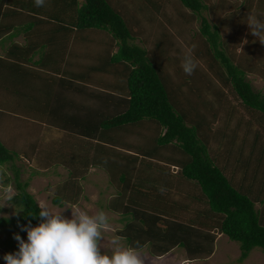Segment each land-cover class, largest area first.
Masks as SVG:
<instances>
[{"label":"rangeland","instance_id":"rangeland-1","mask_svg":"<svg viewBox=\"0 0 264 264\" xmlns=\"http://www.w3.org/2000/svg\"><path fill=\"white\" fill-rule=\"evenodd\" d=\"M114 1L123 15L130 14L132 17L130 18L133 25L129 28L132 39L129 40V43L145 49L167 86L168 83L171 86L180 84L186 88L183 84L186 85V82H189L191 85L187 86L192 91H198L196 93L199 96L197 107L200 109L203 119L205 117L206 121L211 120L210 115L215 113L212 136L210 133L205 152L209 157L217 156L219 158L222 155L224 174L230 178L235 187L240 185L242 191L249 190L250 192L246 194L255 201V198L264 194V155L260 157L257 152L261 141L264 140V127H262L264 119L257 113L247 112L230 87L222 86L218 78L214 77L213 69L215 68L216 75L220 69L218 63L217 66L212 64V60L215 59L211 58L212 52L207 50V44L200 34V19L190 15L189 10L181 8L173 0H159L157 5L159 8L154 11L148 10V8H153L146 4L147 7L144 0ZM200 2L204 6L201 9V14L209 23L217 24L218 48L224 52L223 47H225V52H231L235 61L242 60L240 57L243 52H247L246 56L251 54V60H258L254 72L246 73V79L254 91L264 95V44H260L262 46L260 50L256 49L260 46L257 43L260 42L252 36L246 22L250 14L264 18V0H200ZM242 6L248 7L243 8ZM129 22L128 17L127 23ZM24 35L12 38L11 42L23 44ZM65 40L62 42L60 55L64 60L59 64L60 77H57V73L54 74L55 79L59 80L56 81V86L60 83L62 85L58 87L62 98L59 104L53 101L50 104L63 106L67 111H71L69 107L74 106L73 111L78 115L86 109H99L104 112L106 109L120 108L116 103H120L119 99L123 102L127 97L124 79L115 75V70L111 72L110 66L106 67V72H89L87 70L88 65L99 66V58L106 54L104 56L106 59L110 53L115 51L116 45L110 35L100 30L85 29L77 32L74 36L69 35L68 41ZM245 41L247 42L245 43ZM192 45L196 46L193 56L198 67L189 76L183 72L181 62L184 54ZM160 46L165 47L158 48ZM50 47L46 50H49ZM36 57L37 55L34 58ZM235 61H233L234 64L237 62ZM175 66L178 69L181 68L180 75L175 72ZM76 75L85 77L81 79ZM182 75H185L187 80H183ZM191 78H196V81ZM201 81L207 85L209 91L203 85L201 87ZM42 83L41 85L34 80L29 90L18 91L15 95L0 87V141L10 152L15 151L18 154L13 163L0 165L3 185L11 184L17 193L16 183L26 182L25 190L32 195L37 205L38 202L43 201L53 210L64 208L62 215L66 218H71L72 215L71 209L67 207L80 208L90 214L103 210L109 217L112 230L104 233L105 239L102 246L106 250L110 248L109 242L113 237H119L121 244L126 246L123 237L119 235L128 229L124 226V221L119 215V211L122 210L118 207L119 209L116 208L113 211L111 204L119 188L116 185L117 181L109 179L111 170L105 171L101 167L91 165L93 146L96 140L70 135L69 133L73 132L63 129L64 125L61 121L54 118L52 120V114H48L49 106H47L50 100V91L48 94L42 92V89L49 88L50 83L47 81H42ZM51 86H54L53 82ZM219 88L222 90L220 92L222 97L218 96L219 93L216 89ZM214 90L216 92H212ZM182 93L183 96L190 94L188 89H183ZM174 98L177 99V96L171 97L172 101L175 100ZM116 100L119 101L115 102ZM238 117L240 118V129L236 130L237 134L241 132L243 135L245 129L251 128V132L247 136L252 139L256 132L259 133L255 145L256 150L248 155L250 160L246 165L247 169L244 170L245 176L238 175L240 161L235 159L239 155L240 144L230 140L232 126ZM140 125H134L127 132L117 133L118 140L123 144V147L116 142L113 143L114 147H119L123 152L137 155L136 147L140 145L141 136L144 133H149L148 123L145 126ZM111 131H116V129H111ZM120 131L121 129L117 132ZM205 136L204 134L203 137ZM262 143L263 147L264 141ZM105 150L107 151V149ZM243 154L247 155L248 150H244ZM79 156L88 158L90 164L83 168V163L79 162ZM95 157L101 159L102 154L98 152V156L95 155ZM218 158L214 161L215 165ZM257 158H259L258 162ZM155 162L160 163L168 171L151 168ZM145 164L150 166L144 167ZM177 168L169 162L165 163L139 156L132 173H128L127 176L125 171L120 169L119 174L122 175L121 180L128 178L130 186L137 187L141 184V188L145 191H158L159 199H156L152 204H158L164 211L170 210L175 219L183 222H188V219L192 218L204 221L206 219L202 215L204 213L197 214L198 218L196 217L197 212L200 213L207 209L199 188L190 181L179 183L175 174L179 172ZM168 175L170 176L168 177ZM145 178H149L151 181L145 183ZM153 180L159 183L157 184ZM150 184L154 186H150ZM246 186L247 188H245ZM163 199H166L165 203ZM261 199L264 200V197ZM175 200L178 203L175 204L173 202ZM182 203H187V206L179 207L178 204L182 205ZM255 207L264 225V203ZM160 212L156 210L154 213L159 214ZM19 213V209L12 202L11 205L6 204L4 207H0V217L3 218L6 216L12 218ZM126 219L127 217H125ZM207 222L212 227H205L203 230L214 233L211 243L207 239H200L203 248L211 250L207 255L202 258L199 256L190 258L189 252L179 247H172L164 254L152 256L147 247H142L138 251L144 256L145 264H264V253L258 247L252 248L245 259L238 261L237 242L228 239L222 233H216V228L212 225L214 221L207 219ZM20 225L28 224L22 221L13 225H0V264H6L3 258L6 253H14L18 250V241L14 239V234L19 233L24 240H27V233L21 229ZM103 247L102 251L105 250Z\"/></svg>","mask_w":264,"mask_h":264},{"label":"trees","instance_id":"trees-1","mask_svg":"<svg viewBox=\"0 0 264 264\" xmlns=\"http://www.w3.org/2000/svg\"><path fill=\"white\" fill-rule=\"evenodd\" d=\"M173 1L181 8L189 10L190 15L200 19V34L207 44V50L212 52L211 58L215 59L212 60V64L218 63L220 69L217 75L215 68L213 69L214 77L218 78L222 86L230 87L247 112L257 113L264 119V95L254 91L246 79V73L254 72L258 60H251V54L246 56L247 52H243L240 57L242 60H236V62L231 52H225V47H223L225 53L218 48L217 24L209 23L201 14L204 6L200 0ZM144 2L145 5L153 8L148 10L154 11L159 8L157 7L159 0H144ZM128 17L129 23H127ZM130 17V14L128 16L122 14L114 0H45L44 5L40 7L35 5V0H0V87L15 95L18 91L29 90L34 80L41 85L42 81L49 82V88L42 89V92L48 94L50 91L47 106H49L48 114H52V120L54 118L61 121L64 125L63 129L73 132L69 133L70 135L96 140L91 165L101 167L105 171L111 170L109 179L117 181L116 185L119 188L111 204L113 211L120 207L122 211H119V215L122 220L127 217L124 226L128 229L119 233L126 246L137 247L138 250L147 247L152 256L164 254L172 247H179L189 252L190 258L198 256L202 258L209 253L210 249L203 248L200 239H207L210 243L214 239L213 231L208 233L203 230L205 227H212L207 222L209 219L214 221L212 225L215 226L216 233H222L228 239L237 242L238 261L245 259L254 247L260 248L264 253V225L260 215L254 209L253 201L248 197L247 192L240 189L241 187L234 186L205 152L211 133L210 120L206 121V118L203 119L200 115V109L197 107L199 96L196 93L198 91H192L187 86L191 84L186 82L185 75H182V79H186L187 84H183L186 88L180 84L171 86L168 83L167 86L145 49L129 43L132 39L129 28L133 25L132 17ZM85 29L106 32L115 42V51L106 59L104 58L106 54L99 58V66L88 65L87 70L100 72L110 66V71L115 70L114 74L124 79L127 97L123 102L119 99L120 103H116L120 108L106 109L104 112L99 109H86L78 115L73 111L74 106L73 108L70 106L71 111H67L63 106L50 104L52 101L59 104L62 98L58 92V87L62 85L60 83L56 86V81L59 80L53 77L60 69V62L63 61L60 56L62 42L65 39L68 41L69 35L74 36ZM21 34H25L23 44L11 42L12 38ZM48 46L51 47L46 50ZM161 47L165 46L158 48ZM261 48V45L256 47L259 50ZM35 55H37L36 58H34ZM39 68L48 70L46 77L42 76L40 71L38 72ZM175 69V72L180 75L181 68L178 69L175 66ZM191 79L196 81V78ZM52 82L54 86H51ZM200 85L209 91L202 81ZM183 89H188L189 96L186 94L183 96ZM216 90H218V96L222 97L220 93L222 90L220 88ZM175 96L177 99L174 98L175 100L172 101L171 97ZM142 123L144 125H140ZM146 123H148L149 130L147 127L146 129L149 133H144L141 136L140 145H136L137 155L114 147V142L120 143L117 133L127 132L136 124L145 126ZM120 129L121 131L117 132ZM238 129H240L239 120L232 126L230 140L240 144L241 151L238 159L240 164H243L248 159V155L256 150L259 133L256 132L250 139L247 135L251 132V128L245 129L243 135L241 132L237 134ZM204 134L205 137H203ZM201 139L204 140L201 141ZM263 141L257 150L260 157L264 155ZM119 145L123 147L122 143ZM168 149L170 150L167 153ZM242 150H248V154L244 155ZM94 151L97 156L100 152L102 158L97 159ZM139 156L169 162L178 167L179 172L175 173L178 182L190 181L199 188L207 209L197 212L196 217L204 213L202 215L206 219L199 221L192 218L188 219V222L175 219L170 210L167 212L158 204H152L159 199L158 191H145L141 188V184L137 187L130 186L127 177L121 180L120 169L124 170L128 176V173L133 172ZM16 157H18L17 152H10L0 141V165L13 163ZM79 157L83 168L90 164L88 158ZM256 161L258 162L259 158ZM144 167L148 168L149 165L145 164ZM151 168L168 171L157 162ZM241 173L245 174V171L242 169ZM144 181L147 183L151 180L145 178ZM153 181L156 182V180ZM26 186V182L16 183L17 194L12 204L17 206L20 213L12 218L0 217V225H13L24 221L35 226L40 222L37 215L39 207L32 195L25 190ZM150 186L154 185L150 184ZM142 199L144 200L141 201ZM178 206L185 207L187 203L178 204ZM156 210L161 212L154 213Z\"/></svg>","mask_w":264,"mask_h":264},{"label":"clouds","instance_id":"clouds-1","mask_svg":"<svg viewBox=\"0 0 264 264\" xmlns=\"http://www.w3.org/2000/svg\"><path fill=\"white\" fill-rule=\"evenodd\" d=\"M44 3L45 0H35L37 7ZM246 22L252 36L264 44V18L250 14ZM195 47L191 46L181 62L183 72L189 76L198 67L193 56ZM16 194L11 184L3 185L0 174V207L11 205ZM38 207L40 222L35 226L20 225L27 233V240L19 233L14 234L18 250L4 255L6 264H145L137 247L124 246L119 237L111 239L107 250L102 246L104 233L112 230L103 210L90 214L80 208L67 207L72 215L66 218L62 215L64 208L53 210L43 201L38 202Z\"/></svg>","mask_w":264,"mask_h":264},{"label":"crops","instance_id":"crops-1","mask_svg":"<svg viewBox=\"0 0 264 264\" xmlns=\"http://www.w3.org/2000/svg\"><path fill=\"white\" fill-rule=\"evenodd\" d=\"M21 42V41H20ZM35 61V60H34ZM64 61V60H63ZM102 69V68H101ZM38 70V72L40 71L41 73H42V76H45L46 77V74H47V71H46V69H44V68H39V69H37ZM107 71V68H104V71H100V72H106ZM112 72V71H111ZM60 73H61V68L59 69V71L57 72V74L56 75H58L57 77H60ZM53 77H55V75H53ZM76 77H79V78H81V77H83V79H84V77L85 76H82V75H76ZM60 79H64V78H60ZM82 79V78H81ZM61 81H63V80H61ZM211 116V120L209 121V125H210V127H209V129H210V131H212V124H214L213 122H214V119H215V113H213V114H211L210 115ZM239 120V122H240V119L238 118V119H236L235 120V122H237ZM234 122V123H235ZM240 149V148H239ZM241 151V149L239 150V152ZM224 152H227V150H224ZM242 152H243V150H242ZM256 156V155H255ZM238 157H239V155L238 156H236L235 157V159H238ZM210 158L213 160V162L218 158L217 156L216 157H212V156H210ZM148 160V159H147ZM249 160H250V157L247 159V160H245L244 161V163L243 164H240V167L238 168V169H240L239 171L240 172H238V175H240V176H245V174H243V173H241L242 172V169L243 170H245V169H247V164H248V162H249ZM137 161H138V159H137ZM138 163H140V162H138ZM150 166V165H149ZM216 166L217 167H219L220 168V170L223 172L224 171V159H223V156L221 155L219 158H218V160L216 161ZM224 173V172H223ZM225 175V174H224ZM170 175H168V177H169ZM226 176V175H225ZM227 177V176H226ZM229 180H230V178L229 177H227ZM238 180H239V178L237 179V182H238ZM231 181V180H230ZM263 183H264V181H263ZM239 187H241L240 185L238 186V188ZM173 188H175V187H173ZM245 188H247V186L245 187ZM259 190V189H258ZM245 192H250L249 190H244ZM129 192V191H128ZM135 192V191H134ZM258 192H260V191H258ZM261 197H264V194L262 193L258 198H255L256 200L255 201H253L252 200V198L251 197H249L252 201H253V205H254V209L257 211V213L259 214V212H258V210H257V208L255 207L256 205H258V204H263L264 203V200H262L261 199ZM260 198V199H259ZM138 199H140V198H138ZM144 199H142L141 201H143ZM168 200V199H167ZM178 200H181V199H178ZM176 201V200H175ZM175 201H173L175 204L176 203H178L177 201L175 202ZM164 203H165V201H163ZM159 206V205H158ZM159 208V207H158ZM260 215V214H259ZM121 217V216H120ZM122 221H124L125 222V220H122ZM158 225H160V226H162L161 224H158ZM220 234V233H219ZM170 250V249H169Z\"/></svg>","mask_w":264,"mask_h":264}]
</instances>
